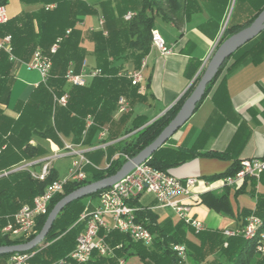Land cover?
I'll list each match as a JSON object with an SVG mask.
<instances>
[{"label": "trees", "instance_id": "obj_1", "mask_svg": "<svg viewBox=\"0 0 264 264\" xmlns=\"http://www.w3.org/2000/svg\"><path fill=\"white\" fill-rule=\"evenodd\" d=\"M7 3L8 0H1ZM25 4H40L37 10L24 11L20 16L10 19L0 26V37L12 35L14 54L22 61L32 60L37 49L52 57V67L47 81L41 82L32 90L27 100H18L14 105L16 117L10 116L0 108V246L26 242L35 237L43 227L54 205L75 189L115 174L122 165L152 143L162 130L175 117L186 98L194 90L203 71L197 76L186 93L163 115L148 122L143 117H135L123 133L110 132L103 141L107 142L128 135L127 138L112 143L106 149L97 148L85 152L91 164L85 166L86 178L83 181H70L62 194H56L48 205L47 213L37 217L36 232L29 237L12 239L3 232V228L14 221V215L25 204H33L34 198L42 194L55 180L59 179L55 169L51 168L44 179L33 176L30 167L12 171L17 166L39 160L50 152L49 140L64 148V139L77 145L93 146L97 136L106 124L113 122V112L122 96H132L137 92V85L122 75L125 65L131 63L135 69L149 54L152 47V31L156 28V19L172 21L189 16L197 10V0H106L100 8L87 0H21ZM231 0H219L221 19L220 43L232 34L249 26L264 9V0H235L233 12L225 25L223 16ZM243 3L250 9L244 20H236ZM48 4L55 6L46 9ZM212 10V9H211ZM134 11L131 19L125 15ZM101 14L104 18L102 31H90L88 37L95 43L94 55L96 68L101 75L92 78L86 85H73L67 82L66 73L72 69L79 74L83 71L87 50L82 46L85 34L78 26L86 16ZM223 22V23H222ZM70 30V32H68ZM59 47L53 54L51 47L57 42ZM264 60V30L253 40L240 47L226 59L218 74L208 84L203 99L219 78L221 87L230 72L244 62L260 63ZM14 62L9 55L0 50V104L8 105L13 84L12 69ZM67 95L66 105H59L55 97ZM202 99V101H203ZM201 101V102H202ZM197 104V108L201 104ZM93 123L88 127L87 118ZM131 116L127 113L120 123H125ZM32 141H35L33 143ZM197 155L224 157L222 153H200L197 146L192 148L160 147L147 160L153 167L168 171L170 168L194 158ZM260 158L264 159V155ZM38 162L32 165H39ZM241 167V160H236L231 168L212 177L218 180L235 174ZM7 172V174L2 173ZM263 190L258 192L257 186ZM231 187H225L221 193L213 191L202 195V203L209 208L235 217L231 202ZM102 190L95 194L74 200L57 216L44 242L29 252L35 251L30 264H51L66 257L75 247L78 235L84 229L80 221L81 214L90 202L98 199ZM249 192L256 196L253 210L243 209L238 213L242 220L254 212L264 222V171L259 180L248 176L243 185L235 189L234 196ZM139 198V197H138ZM131 203L139 207L137 201ZM93 208V209H92ZM137 221L143 223L154 235L150 245L135 241L127 233L111 231L106 242L115 251L114 257L102 256L94 252L92 258L84 264H118V259L137 255L144 264H179L173 250L175 244H185L191 264H264V254L257 250L258 238L245 239L243 235L226 237L223 230L208 229L196 233L184 220L160 225L158 215L147 208L136 212ZM264 228V227H263ZM193 234L191 237L190 234ZM225 243L227 245L225 246ZM15 253L0 255V264H7ZM214 256L212 260H208Z\"/></svg>", "mask_w": 264, "mask_h": 264}, {"label": "crops", "instance_id": "obj_2", "mask_svg": "<svg viewBox=\"0 0 264 264\" xmlns=\"http://www.w3.org/2000/svg\"><path fill=\"white\" fill-rule=\"evenodd\" d=\"M87 1L100 8L101 2L106 0ZM197 1L200 8H197L188 19L183 17L168 21L162 19L161 16L157 17L155 30H158L167 44L172 47V53L162 55L157 49L151 47L145 58L143 79L137 84L136 94L120 97L113 112V122L102 127L108 129L106 137L101 138L99 133L96 138L100 143L93 146L80 144L77 146L79 149L85 152L97 148L106 149L108 145L127 138L128 135H122L117 139L103 142L110 132L123 133L137 116L151 122L163 115L190 88L197 76L205 69L214 49L218 47L217 42L222 32L220 25L217 24L218 19H221L219 0ZM234 5L235 0H231L225 9L223 16V20L226 19L225 23L231 17ZM40 7V4L29 5L21 0H8L7 2L10 19L20 16L24 11L37 10ZM248 9H250L249 6L243 3L236 20H244L249 16ZM78 26L85 34L82 46L87 50L83 70L94 69L96 68L95 43L88 37V34L90 31H102L104 18L101 14L89 15ZM23 62L22 60L14 62L11 72L14 81L10 102L8 105L0 104V108L13 117L17 116L13 109L16 102L27 100L32 90L42 82L40 72L29 69ZM258 66H264V60L257 64L250 61L242 63L228 74L225 87H221L222 78H219L191 118L163 145L171 148L197 146L200 153L224 154V157L197 155L168 170L179 178L197 176L201 179L193 188L192 193L185 197V202L191 203L190 214L201 219L208 229H235L241 228L242 224V220L237 216L242 208L239 205L234 207L232 204L236 216L230 219V226L227 228L214 226L219 220L224 221L221 216L223 213L202 203V195L209 191L221 193L225 187H219L217 180H213L212 177L227 172L236 160L264 155V75L250 73L254 68H259ZM133 69L135 68L131 63L125 65V71ZM91 80L92 78H88L87 84ZM12 98L14 103H11ZM122 99L127 104V111H120ZM129 112L131 113L130 118L125 123L119 124L120 119ZM32 142L35 143V141ZM64 142L72 143L68 139H64ZM48 148L50 149L48 154L24 165L29 167L42 162L39 164V169H32L33 172L39 173L42 167L50 162V169H55L49 157L54 153H67V151L51 140L48 142ZM65 156L70 155L65 154ZM58 177L62 178L59 175ZM98 203V199L90 202L94 209ZM137 203L140 208H147L156 213L160 225L176 223L180 220L171 208L160 207L155 195L151 193L140 195ZM213 213L216 215L213 216ZM213 258L214 256H210L208 260Z\"/></svg>", "mask_w": 264, "mask_h": 264}, {"label": "built area", "instance_id": "obj_3", "mask_svg": "<svg viewBox=\"0 0 264 264\" xmlns=\"http://www.w3.org/2000/svg\"><path fill=\"white\" fill-rule=\"evenodd\" d=\"M54 5H49L51 8ZM135 15L134 11H129L126 19H131ZM10 16L7 10V3L0 0V26L7 23ZM103 23V21H102ZM70 32V30H68ZM60 38L51 47L50 53L53 54L59 47ZM220 38L217 42L219 44ZM152 47L157 49L162 55L171 54L173 49L167 44L158 30L152 31ZM0 50H4L9 59L13 62H21L14 54L12 35L6 34L0 37ZM216 49H214L215 51ZM214 53V52H213ZM29 69L38 70L42 76V82H46L50 76L52 67V57L45 54L41 49H37L32 60L23 62ZM146 60L138 69L128 70L122 75L131 79L133 85L139 84L143 79V69ZM101 75L97 68L82 71L79 74L69 69L66 73L67 82L73 85H86L88 78H94ZM59 105H66L67 95L55 97ZM127 104L124 99L120 101V111H127ZM93 123L92 118H87V126ZM108 133L107 128H102L100 137L105 138ZM77 144L65 142L64 149L67 153H54L49 157V161L54 158L70 155L72 163L67 176L53 181L46 190L34 198L33 204L23 205L14 215V221L9 222L3 232L12 239L20 237H29L36 232V219L38 216L47 213L48 205L56 194H62L65 191V185L70 181H83L86 178L85 166L91 164L85 156V151L79 149ZM130 159V158H129ZM50 162H47L42 170L32 172L33 176L44 179L50 171ZM27 167L23 165L22 168ZM264 171V159L260 157L244 158L241 160L240 169L233 175H228L217 180L219 187H231L237 189L241 187L248 176L260 179ZM201 179L197 176L179 178L169 171H164L153 167L147 161L137 165L119 182L105 188L99 195V203L93 210L88 208L81 214L80 221L85 226L78 235L74 249L64 258H61L51 264H84L87 263L94 252L102 256H115L114 249L106 242L107 235L113 231L127 233L135 241H141L150 245L154 240L153 233L141 222L137 221L136 212L139 207L131 202L136 200L143 193L155 195L160 207L171 208L180 219L184 220L191 226L196 233L204 231L207 227L204 222L193 217L190 214L191 203L185 202V197L192 193L193 188ZM193 198V197H192ZM264 222L261 217L252 212L247 218L246 223L241 228L224 229L223 234L226 237L243 235L245 239L258 238L257 250L264 254ZM227 243H225V246ZM179 264H191L187 256L185 244L173 245ZM33 252L15 253L10 257L7 264H30V259L34 256ZM118 264H126L124 258L118 259Z\"/></svg>", "mask_w": 264, "mask_h": 264}, {"label": "water", "instance_id": "obj_4", "mask_svg": "<svg viewBox=\"0 0 264 264\" xmlns=\"http://www.w3.org/2000/svg\"><path fill=\"white\" fill-rule=\"evenodd\" d=\"M263 30L264 9L259 13V15L249 26L232 34L218 45L211 58L209 59L194 90L186 98L175 117L169 122V124L162 130V132L152 143H150L142 151H140L138 155L128 159L115 174L81 186L65 195L54 205V207L48 214L43 227L35 235L34 238L18 244L2 245L0 246V255L8 253L29 252L34 248L40 246L49 234L57 216L68 204H70L74 200L95 194L98 191L119 182L131 171H133L137 165H140L147 161L155 151L166 144L167 141L191 118V116L197 109V104L202 101L208 84L218 74L219 69L222 67L226 59L230 57L234 52H236L240 47L256 38ZM21 168L22 166L13 169L10 172L19 170Z\"/></svg>", "mask_w": 264, "mask_h": 264}, {"label": "rangeland", "instance_id": "obj_5", "mask_svg": "<svg viewBox=\"0 0 264 264\" xmlns=\"http://www.w3.org/2000/svg\"><path fill=\"white\" fill-rule=\"evenodd\" d=\"M50 4H48L47 6H49ZM46 9H50L47 8ZM259 68H254V70L250 73H254L255 75H264V66H258ZM11 103H14L13 98ZM52 164L57 172V174L61 177H65L68 175L69 173V169L72 163V158L70 156H61V157H57L54 158L52 161ZM24 164L20 165L23 166ZM17 166L14 169L20 167ZM31 169H39V165H30L29 166ZM13 170V169H12ZM2 174H7V172H4ZM1 174V175H2ZM258 180V179H257ZM263 190V187L261 188V185H259L257 191L260 192ZM232 196L231 197V202L234 205V207H237V205L240 206V208L244 209H249V210H253L255 208L256 205V196L250 194L249 192H244L239 194L237 197L233 196L234 194V189H232L231 191ZM213 216H215L216 214L213 213ZM221 216L223 217V220H219L218 222L215 223L214 226H221L222 228H227L228 226H230V219L232 218L229 215H225V214H221ZM190 236L192 237L193 234L191 233ZM126 264H144V262L137 256V255H130L126 258Z\"/></svg>", "mask_w": 264, "mask_h": 264}]
</instances>
